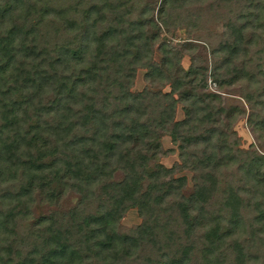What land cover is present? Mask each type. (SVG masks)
<instances>
[{"label": "trees", "instance_id": "trees-1", "mask_svg": "<svg viewBox=\"0 0 264 264\" xmlns=\"http://www.w3.org/2000/svg\"><path fill=\"white\" fill-rule=\"evenodd\" d=\"M147 8L144 0H0V264H264V183L214 124L216 96L183 90L206 86L199 58L178 75L179 51L143 38ZM213 14L224 28L217 48L208 43L210 78L220 87L244 81L250 124L263 133L264 0H167L160 24L170 32ZM137 69L170 91L132 94ZM162 136L178 142L181 164L170 169L158 163ZM188 146L199 151L193 163ZM186 169L207 213L199 228L185 205L171 204L186 184L174 175ZM59 186L79 195L76 206L26 229L35 189ZM132 208L142 222L124 233L118 223Z\"/></svg>", "mask_w": 264, "mask_h": 264}, {"label": "rangeland", "instance_id": "rangeland-1", "mask_svg": "<svg viewBox=\"0 0 264 264\" xmlns=\"http://www.w3.org/2000/svg\"><path fill=\"white\" fill-rule=\"evenodd\" d=\"M213 2L214 0H205ZM148 5L147 13L144 18V39H160L166 44H171L173 48L179 51L180 61L176 73L178 75H185L193 62L195 63L194 58L198 57L200 64L194 65V68H200L205 71L206 76V86L204 88H195L193 92H189L192 84H189L183 87V90L190 94H195L199 96L200 93L215 95L212 97L211 101L215 106V109H221L215 117L214 124L222 128L221 131H224L225 134L231 135L234 137L235 141L238 143L237 148L242 151L240 156L243 161L244 158L249 157V165L245 170L254 168L255 171L259 174V179L264 183V132L261 130H254V126L250 124V107L240 96L242 92L241 85L244 83H238L237 85L229 84L220 87L216 82L210 78V72L212 67V55L210 52V46L217 48L223 40V22L218 17V15H209L203 22L197 23L196 26L189 27L179 26V28L172 27L170 32H167L162 25L160 24L161 19L163 18L164 11L167 7V0H144ZM201 3H198V5ZM197 5V4H196ZM209 5V4H208ZM213 5V13H219L224 16V10L215 8ZM207 7L204 4L201 6L200 11ZM199 10L197 7L195 11ZM194 11V10H192ZM208 11V10H207ZM209 12V11H208ZM225 22V21H224ZM193 30V31H192ZM199 40V41H198ZM159 45L156 44L153 52V60L160 64L162 55L158 49ZM161 65V64H160ZM264 66V64H262ZM194 78L190 76L188 81ZM162 83V82H161ZM160 83V84H161ZM159 84V85H160ZM155 85L154 87H151ZM157 84V81L150 82L146 78L145 69H137L133 84L130 88L132 94H137L142 92L144 89H148L152 92H157L160 90L162 93H167L170 91L169 85L160 86ZM264 87V86H263ZM182 92H177L173 95L174 99H182ZM264 98V97H263ZM179 100V101H180ZM183 103L178 102L175 105L174 111V122H182L185 120V113L183 111ZM264 119V116L261 117ZM208 129L207 125L203 124V129ZM199 147L204 144V141L200 140ZM160 150L157 155L158 163L166 169H170L175 165L181 164V158L179 157V150L177 148L178 142L173 143L169 136H162L160 139ZM192 146H188L186 150V157L193 163L192 154L196 156L199 155V151L192 149ZM116 178H120L121 174L117 173ZM185 176L186 184L179 190L176 194V200L171 202V204H183L186 206L187 217L195 227H202L204 224L208 223V220L204 218L203 215H206V211L203 214L202 211L198 210L197 202L193 195L194 186H193V173L190 169L184 171L176 172L174 178ZM52 195V196H51ZM79 199V195L68 190H63L61 186L54 187L51 193L44 194V192L37 188L33 192L32 200L29 202L28 212L26 213V218L21 223L26 227V229L35 227L38 223L44 218L53 215V213L61 211L65 212L69 209H73ZM212 207V206H211ZM214 208V206L212 207ZM142 222L141 217L138 215V212L135 208L129 209L125 212L123 217L118 223V227L124 233L140 225ZM25 231V228L18 227V232ZM17 236L14 235V238L17 240ZM18 241V240H17ZM20 243H15L17 249H23L24 252L27 250V247H22ZM23 245V244H22ZM22 250V251H23ZM23 253V252H22ZM23 255V254H22Z\"/></svg>", "mask_w": 264, "mask_h": 264}]
</instances>
